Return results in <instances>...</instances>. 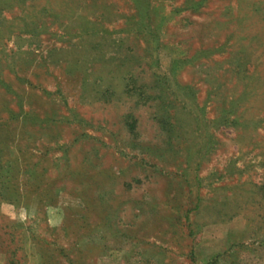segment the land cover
Instances as JSON below:
<instances>
[{
    "label": "rangeland",
    "instance_id": "rangeland-1",
    "mask_svg": "<svg viewBox=\"0 0 264 264\" xmlns=\"http://www.w3.org/2000/svg\"><path fill=\"white\" fill-rule=\"evenodd\" d=\"M0 264H264V0H0Z\"/></svg>",
    "mask_w": 264,
    "mask_h": 264
},
{
    "label": "trees",
    "instance_id": "trees-1",
    "mask_svg": "<svg viewBox=\"0 0 264 264\" xmlns=\"http://www.w3.org/2000/svg\"><path fill=\"white\" fill-rule=\"evenodd\" d=\"M126 126L127 129L130 133H134L136 131L137 124L136 122L132 119L131 116H129L126 120Z\"/></svg>",
    "mask_w": 264,
    "mask_h": 264
}]
</instances>
